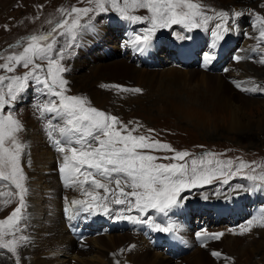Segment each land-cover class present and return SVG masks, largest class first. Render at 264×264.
<instances>
[{
    "label": "rangeland",
    "instance_id": "374dc122",
    "mask_svg": "<svg viewBox=\"0 0 264 264\" xmlns=\"http://www.w3.org/2000/svg\"><path fill=\"white\" fill-rule=\"evenodd\" d=\"M143 3H145V0H103V8L105 10L101 11L100 7L97 5V0H0V65L6 64L8 67L13 69L12 71H8L7 68L0 67V77H5V79L0 80V96H3L4 99L7 100L4 107L0 108V118L11 116L13 120L19 122V125L22 123L25 124L29 120L25 127L19 126V130L14 133L15 140H18L16 143L21 146L19 149V165L21 173L18 174L17 179H19L23 187L27 189V192L24 193V205L22 207L20 205V190L16 188L14 181L11 179H0V221L6 222L5 224L0 225V234H2L0 235V244L8 243L9 241L15 242V252H10L7 249L0 248V263L13 264L11 261L13 256L16 260L24 261V254L31 247V240L29 238L31 230H29L30 221L29 212L27 211L29 203L28 187L25 185L27 177L23 165V155H25L24 143L26 141L25 131L28 130L29 124H42L41 122L44 120L39 119L45 109V106H50L53 103L60 105L61 97L55 95L54 92H62L66 97L76 96L82 98L84 100L85 108H95L107 115L118 117L119 122L113 125V129L120 130L122 135L128 134L127 131L122 130L123 126H127L129 131L135 129V131L132 132V135H144L148 138V142L154 143L159 141L161 144H167L170 146L169 149L155 147L145 148L143 150L137 149V151H145L143 153L158 157L159 159L154 161L156 164H176L185 166L183 176L177 173V175L173 177L174 180H182L184 183L183 190L177 197L179 203L170 209L175 215L172 217V224L177 223V229L181 230V227L185 226L182 224V210L180 208L182 205L184 206L183 209L187 206L188 210H183V214L187 213L190 215L192 224L195 225V230L196 227L200 225L202 230L201 232L212 231L214 233H222L218 239L205 243V246L210 247L211 251H217L221 254L223 253L222 256H230L233 258L235 264H264V257L257 255L255 251L253 252V249L249 251L251 255L253 254L251 257L245 253L249 246L252 247L251 243L255 237L260 239L263 234L260 241L262 242L264 240V216L256 218L257 221H252V219L248 220L245 217L247 213L245 215L243 213L244 209L249 204L264 205V191L259 190L260 187L264 188V120L261 118L262 115L260 110L256 109L258 108L257 105H259V103L264 102V90L256 96V98L261 101L252 104L250 109L247 110L248 118L251 120L252 125L243 127L239 130H231L227 121L217 122L215 119L208 117V114H204L205 109L199 108H204L202 102L195 101L196 104L198 103L197 105L199 107H191V105L182 106L181 104H177L175 109L173 103L177 101L178 96L175 94L174 90L176 91V89L182 88L180 87V84L170 82L171 78L173 80L172 76H163L159 74L160 72H156L157 74L155 73L156 76L154 77L146 74L145 76L150 77H143L142 79L137 78L139 83L131 77L127 78L126 82H117L115 80L108 81L106 79L98 78L94 81L91 79L92 83L82 78L83 76L91 75V67L93 65L100 64L105 66L112 61H119L120 59L125 58V56L128 55V51L124 49L123 44H120V48L118 47L116 49L115 44L117 45V42L122 43V41L126 39V37L123 38L122 36L128 30L130 31V28L133 26L140 36L148 34L149 30L153 28L154 16L156 18L155 33L157 36L152 38L150 43L151 46L160 44L158 51V55L160 57H158V61L154 60L153 62L155 63H151L150 66L158 65V63L160 66L145 68L149 70L160 69L166 62L168 63L170 61L172 63L175 60L183 66L192 64L196 65L200 62V56L205 52L208 45L204 46L203 44L201 46L204 38V33L201 30H198V33H196V31H191L196 30V28H200L203 15L207 21L210 20L211 17L216 18L212 20V23H209V27L212 29L218 20L217 17L218 11L220 10V3L217 0H197L196 2L195 0H190V3L198 5L199 7L190 10L187 6H180L178 7V10L180 12L198 13L203 11V14L193 16L192 23H170L168 27H159V24L162 21L159 20L158 15L154 14L148 7H141L140 5ZM158 7L161 8V10L163 9V5H158ZM73 8H90L92 11L85 15L83 13L72 12ZM233 8L235 9L238 7L234 6ZM121 9H123V11H121ZM237 12L242 13V10ZM244 15L243 26L241 27H243V34L247 35L249 32H247V28L249 29L250 27H253L251 22L254 15H260L264 21V4L258 5L251 10L247 9ZM126 17H139L140 19H130ZM74 20L77 21V24L75 27H72V22ZM65 21L67 22L66 24L60 23L62 27H56V23ZM83 21L84 23L95 22V25L99 27H111L110 30H116V32L113 34V37H110L111 39L106 37H104L106 40H103V38L100 40L90 38L87 42V46H91L92 48L96 46V49L99 48L95 51L98 52V57L100 58L97 57V59H92L90 57H85L83 53H81L73 62V65H78V63H80L79 66H77L76 69L73 68V70L70 68L68 71V66L70 64L69 60H72L71 56H75L76 50H78L76 43H74V39L77 37L76 28L77 26L83 24L81 23ZM124 22L126 23V26L123 25ZM192 24L199 26L193 27ZM256 24L258 25V23ZM45 29H48V33H51V36H49L47 40L37 41V43L46 45L55 41L53 48L47 53V55L52 54L51 57L55 61L52 65V75H49L47 70L48 67H43L47 56H32V54L29 53L28 56L32 59L33 63H30L27 68L23 66L25 63L24 60L17 62L15 59H9V57L20 56L23 54L24 48L27 47L29 43H32L29 37L33 35L40 36L42 33L43 35L48 34L42 31ZM53 29H55V31H53ZM178 29H184V31L188 30V33L187 35H183L178 38V40H174L171 35V33H174L172 30ZM256 31L261 34V28H258ZM259 33H257L256 36H260ZM193 35H196L195 37L198 41L196 45L199 46V49L196 52V56L195 54L193 55L194 57L192 56L193 61L186 64L185 58H179L175 55V51L172 48L183 47V45L180 44V39L183 38L187 41L192 38ZM235 38L236 37L228 38V40L224 42L227 43L225 45L226 49L222 54V58H227V61L228 59H232L234 54L242 47L239 42H236ZM12 41L15 42L12 43ZM24 41L26 43L22 45ZM102 41L108 42L110 46L114 45V48H106L105 44H102ZM222 42L223 40L220 39L219 43ZM21 45L22 47L20 48ZM82 50H86L85 46L82 47ZM139 52L141 53L142 51L139 50ZM252 53L255 54V56L251 55ZM173 54L175 55V58ZM261 56H264V48L250 50L243 59H252L255 57L260 62V65L263 66L264 63L260 59ZM36 64L41 65V67L36 69L33 75H29L26 81V86L23 90L16 91L19 81L14 78L19 77L23 80L26 73H32ZM136 66L139 67V65ZM58 69L64 70L59 71ZM106 71L107 70L104 69L100 76H103ZM213 71L218 70L213 69ZM53 76L56 80V83L53 85L54 91L52 89L45 88L43 83L36 82V77H39L41 81L47 79L48 83L52 84ZM66 79H68L67 84L65 83L63 87H61L60 81H66ZM10 85L16 95L15 100H12L8 94ZM85 85L88 89L81 88V86L85 87ZM114 85H121L125 88H140L142 89V92H125L112 87ZM243 89L248 88L243 87ZM243 89L241 90L243 95L245 94L248 97H252L249 96L248 91ZM95 94L97 96H95ZM181 94L183 97H187L185 94ZM200 96L201 95H199V99ZM204 96H201L202 99ZM167 103L169 105H167ZM207 103L208 102H206V104ZM167 108H173L174 111L172 112H176V114L170 115L171 111H168ZM210 108L212 111L213 107L210 106ZM162 111L165 113H162ZM229 111L230 110H227L224 113ZM182 112H185L188 115V118H185V113ZM212 113H215V111H212ZM25 115H27L28 118L25 117ZM44 116L45 120L54 118L59 120L62 118V121L67 124L66 121L68 117L65 114L57 115L53 112L45 111ZM31 118L33 121L30 120ZM23 119L25 122H23ZM257 120L259 123L262 122V125L260 126L261 129L256 128L255 121ZM250 127L252 132L248 131ZM24 128L26 129L25 131H23ZM149 129L152 131H149ZM81 134L82 133H72V139L74 141L79 140L80 137L78 136ZM45 138L47 139L46 136ZM4 145H6L10 150L14 149L12 138H6ZM177 152H186L188 155L184 156L182 159H173ZM164 157L168 158L165 159ZM193 161H195V164H193ZM193 169H195V173L193 172ZM5 174H8L7 169H5ZM201 177H209L210 182H206L205 179H202ZM225 181L227 182L225 183ZM63 187H65V185H63ZM256 189L258 191H256ZM130 190L135 191V189L131 187ZM136 191L143 192L144 190L142 188H136ZM243 191H250L251 193L245 192L247 194V198L249 197V200H243V204L246 206L241 207L240 205L239 209L241 211L239 210L240 213L237 214L236 209L238 208V205L236 203H232V201L237 200L238 196H236L235 193L240 194ZM4 198L6 199L4 200ZM213 201L217 207H224L226 211L221 213V215L215 211L212 216H210L212 219L209 218L211 213L205 208L202 210V213L196 212L197 210L199 211L203 208L202 204H208ZM135 204L136 200L129 203L131 206H135ZM228 205H230L229 208ZM17 207H21V211L18 214L19 220L18 222H15L14 228H10L9 224L13 222H8L7 217L10 216L13 210ZM189 207L191 210H189ZM263 207L264 206L260 207L259 205L256 206L259 210ZM132 209L127 211L128 216L129 213L132 215V212L130 211ZM209 209H211V207H209ZM146 210L143 212L144 214L148 211H154L152 208H147ZM177 210L179 211L177 212ZM125 212L126 210L123 211L122 214L124 215ZM156 216L162 215L158 214ZM213 216H219L221 220H216ZM242 217L244 218L243 223H240L237 226L236 224L234 226L229 225L231 220L236 222ZM184 219L187 220V222L189 220L187 217ZM155 220L163 222L162 218H156ZM201 220L207 221L201 223ZM211 220L214 225L209 222ZM249 221H252L251 225L248 224ZM85 222L88 223L89 219L85 220ZM122 223L123 224H121V226L127 225L125 222ZM163 223L166 224H164L165 226L169 225L168 218L167 221ZM156 224H158V222ZM88 225H90V223ZM187 225L189 227L185 226L187 230L195 233L194 229H191L189 224ZM241 226L250 228V230L242 233ZM85 232L88 233L87 237L95 235L98 237L94 230H85ZM116 233L126 235L125 238H128L131 234L133 236H141L140 234L138 235V233L128 230L125 232H113L114 235H117ZM236 239L239 241L241 240L240 244L235 245L233 247L234 250L231 253L228 246L230 244V246H232ZM193 240L196 242L197 239L193 238ZM227 241L229 242L227 243ZM218 242H222V249L224 251L221 250V248H217V244L215 243ZM262 244H264V241ZM263 249L264 248L257 251L264 252ZM162 253L164 252L162 251ZM194 255V249H190L184 255L179 253L174 257L166 254L168 258L169 256L171 257L173 262L189 261ZM111 264L113 263L111 262Z\"/></svg>",
    "mask_w": 264,
    "mask_h": 264
},
{
    "label": "bare ground",
    "instance_id": "6f19581e",
    "mask_svg": "<svg viewBox=\"0 0 264 264\" xmlns=\"http://www.w3.org/2000/svg\"><path fill=\"white\" fill-rule=\"evenodd\" d=\"M196 1L197 0H195V2ZM217 1L220 3L219 9H222L221 11L219 10L218 13L226 12L228 13V16L224 18L218 16L216 24L214 23L215 26L211 29L209 27V23H212V20L216 18L211 17V19L207 21L205 16L203 15L202 22L200 23V28H196V30L191 31H196V33H198V30H201L204 33L203 43L201 44V46L203 44L204 46L208 45L205 52L200 56V62L196 65L192 64L183 66L182 64H179L177 60H175L172 63L170 61L168 63L166 62L161 66L160 69L149 70L145 67L136 66L135 62L131 60L130 54H128L127 56H125V58H122L119 61H112L105 66H102L100 64L93 65L91 67V75H86L82 78L86 81H90V83L98 78L106 79L108 81L115 80L117 82H126L127 78L129 77L137 81V78L142 79L143 77H154L156 76V72H160L159 74L163 76H172L173 80L171 78L170 82H173L174 84H180V87L182 88L176 89V91L173 89L175 94H177L178 96L177 101L173 103L174 107L177 104H181L182 106L191 105V107H199L197 105L198 103L196 104V102H202L204 108H199L205 109L204 114H208V117L215 119L217 122L227 121L231 130H239L243 127L251 126L252 124L251 120H249L248 118L247 110L250 109L252 104L261 101H259L256 96H258L257 94L261 93L264 90V65H260V62L255 57H253L252 59L243 58L248 54L250 50L264 48V37H261V35L256 36L257 33H259L256 31L258 28H261V32L264 31V21L260 15H254L251 22V24H253V27H250L249 29L247 28V32L249 31L247 35L243 34V27L241 26H243L245 17L244 13H246V10H251L258 5L264 4V0ZM234 6H237L238 8L234 9ZM176 10L179 11L178 8ZM240 10H242L241 15H235V12ZM202 12H199L200 15L203 14ZM81 23L83 24L77 26L76 28L77 37L73 36L75 37L74 43H76V47L78 50H76L75 56H71L72 60H69L70 64L68 66V71L70 70V68L73 70V68L76 69L77 66H79L80 63H78V65H73V62L81 53H83L85 57L97 59L98 52H96L95 50H98L99 48L96 49V46H94L93 48L91 46H87V42L90 38H96L98 40L102 38L103 40H106V38L111 39L110 37H113V34H115L116 32V30L111 31V27L96 26L95 22L84 23L83 21ZM256 23H258V25ZM125 24L126 23L124 22L123 25L126 26ZM218 24L221 25L220 28H216V25ZM133 27L130 28V31L128 30L127 32H125L126 39L122 41V43L117 42V45L115 44V48H120V44H124V47L127 46L128 51L137 54L142 59L149 55L153 56V58L158 61V49L160 47V44L151 46V43L149 42V45L140 53L139 48H141V45L135 43L136 37L140 35ZM225 28H228L229 30L225 32ZM107 29H109L110 32ZM172 31L174 33H171V35L174 40H178V38L183 35H187L188 33V30L184 31V29ZM213 31H216L223 36L222 43H219L220 39H218L216 36H213ZM148 34L151 35V39L157 36L155 30ZM195 36L196 35H193V37L188 39L187 41L181 38L180 44L183 45V47L172 48L175 51V55H177L179 58H185L186 64L193 61V55L195 54L196 56V52L199 49V46L196 45L198 41ZM231 37H236V42H239L240 46L242 47L235 53L236 55L234 54L232 59H228L227 61V58H222V54L226 49L225 45L227 42H224ZM102 44H105L106 48H114V45L110 46L108 42L102 41ZM83 46H85L86 49L84 51L82 50ZM206 53L211 54L214 57L210 62L207 63L205 62ZM46 56L47 58H45L43 67H49V59H53L51 57L52 54ZM253 56H255V54ZM236 57H240V59H236ZM260 59L264 63V56H261ZM153 63L155 62H152V64ZM104 69H106L107 71L103 74V76H100ZM213 69L218 71H213ZM146 74H149L150 76H145ZM91 79L93 80L91 81ZM67 80L68 79H66V84ZM237 84H239L240 86L238 87ZM243 87H247L248 89H256L254 91H248L249 96L252 97H248L245 94L243 95L241 93ZM81 88L88 89L86 85L85 87L81 86ZM181 93L185 94V96L187 97H183ZM198 94L201 96H205L203 99L200 96V100ZM95 96L97 95L95 94ZM206 102L208 103L206 104ZM167 105L169 104L167 103ZM210 106L213 107L212 111H215V113H212ZM257 107L258 108L256 109L260 110L262 115L261 118L262 120H264V102L259 103ZM167 109L171 112L174 111L173 108ZM227 110L230 111L224 113ZM171 112L170 115L176 114V112ZM162 113L165 112L162 111ZM44 115L45 109L39 119L44 120L41 122L42 124L39 125L38 123H32L29 124L28 130H26L25 128L23 130H26V141L24 143L25 155H23V165L27 177L25 185H27L28 187L29 203L27 211L29 212V230H31L29 233V238L31 240V247L28 249V251L25 250L27 252L24 254V261L16 260L13 256L11 260L13 264H111V262L113 264H235L233 258H231L230 256L228 257V255L222 256L223 253H220L221 255L217 257L215 256V258L212 253L217 251H211V248L205 246V244L199 245L198 239L196 240V242H194L193 231L187 230V228L183 225V227L180 226L181 230H178L182 233L181 235H185V238L189 239V242H191V249L195 250V255L192 257V259L189 261L186 260L185 262H173L170 256L168 258L166 254L162 253V251L153 247L147 237L144 238L141 234V236H133L131 234L128 238H125L126 235L122 233H116L117 235L110 233L113 231V226L117 223L130 221V219H121L118 216L125 210L126 212L124 213V215L126 217L136 216L138 218L140 217L139 219L148 218L152 221H154V218L150 216V211L144 214L143 212L145 211L141 212L135 206L129 205L130 202L136 200L134 196H121L119 193V189H116L114 182L109 183L107 179L101 177L98 173H95V170L88 169L87 165L81 168L79 173H69L67 170L62 172L61 168L66 163L64 160L65 155H67L69 158H71L72 156V153L70 151L71 147H76L78 150H81L82 148L84 150L88 149L84 144L76 143L77 140L74 141L72 139V133H65L63 135L61 134V128L70 127L62 121V118H60L59 120L55 118L45 120ZM25 117H27V115H25ZM184 117L188 118V115L185 113ZM30 120L33 121L32 118ZM23 122H25L24 119ZM255 122L256 128L261 129L260 126L262 125V122L259 123L258 120ZM26 123H22L19 126L25 127ZM251 130L252 129L250 127L248 131L252 132ZM45 136L47 137V139L45 138ZM56 140H60L62 143L60 145H57L55 143ZM69 140H71V143H68ZM92 146L99 147L97 143H93ZM4 147L7 148L6 145H4ZM59 147H65V151H58ZM69 166H71L70 162ZM88 171H92L95 175V178L104 183L109 190L105 191V189L97 188L95 185H92L90 183L91 177L89 178V182L76 184L73 183L74 180L84 181V176ZM63 185H65V187H63ZM121 187H123L124 192L126 193L132 192L130 190V186L124 184L123 179L121 180ZM114 189L115 191H113ZM259 190L264 191V188L260 187ZM256 191L258 190L256 189ZM245 192L247 191H243L240 194L235 193V195L238 196L237 200L232 201V203H236L238 205V208L236 209L237 214L241 211L239 209L240 205L241 207L246 206L243 204V200H249V197L247 198V194ZM247 193L251 192L248 191ZM93 197H95V199H93ZM117 198L125 200V203L116 204L114 200ZM5 199L6 198H4V200ZM73 201H83L84 203H73ZM89 204L94 205V207L88 211H85L84 209L88 208ZM208 204L210 206V203ZM105 206L108 208L107 213H105L104 211ZM129 209H132L130 210L132 212V215H130L129 213L128 216L127 211H129ZM259 211L262 212L260 216H264V207ZM167 214L169 215L168 221L169 225L172 226V231H176L175 228L177 227V223L172 224V217H174L175 215L173 214V212L172 214ZM210 216L211 214L209 215V218L212 219V217ZM88 219L89 222H85V220ZM252 221H257V219H252ZM157 222L159 225L165 226L162 222L156 221V223ZM209 222L212 223V220ZM89 223L90 225H88ZM95 225H97L98 227L101 226V235H98V237H96V235L87 237V235L82 234L83 232H85V230H94ZM155 225L156 224L154 223V226ZM212 225H214V223H212ZM199 228L201 230L200 225L196 227V230H198ZM172 231L167 232L169 234V237H173ZM262 237L263 234L261 238ZM260 239H257L255 237L251 243L252 247L249 246V248L245 251V253L248 254L249 257L253 255L249 253L251 249H253V252L255 251L257 255H261L262 257H264V252L257 251L264 248V244H262L264 240L261 242ZM229 241H227V243ZM240 241L236 239L232 246H230L231 244L229 243L230 245L228 246V249L231 253L234 250L233 247L235 245H239ZM215 244H217V248H221V250H223L222 242H218Z\"/></svg>",
    "mask_w": 264,
    "mask_h": 264
},
{
    "label": "snow or ice",
    "instance_id": "6c2138e0",
    "mask_svg": "<svg viewBox=\"0 0 264 264\" xmlns=\"http://www.w3.org/2000/svg\"><path fill=\"white\" fill-rule=\"evenodd\" d=\"M97 5L100 7L101 11H104L103 0H97ZM156 5H163V9L156 7ZM141 7H148L154 14H158V18L162 21L159 24V27H168L169 24H178V23H192L193 16L199 15L198 12H179L176 9L180 6H187L188 9H196L199 6L190 3V0H145V3L140 5ZM92 11L90 8L78 9L73 8L72 12L83 13L87 15L88 12ZM123 11V9H121ZM239 16L241 13H235ZM218 16L221 18L227 17L228 13L220 12ZM130 19H140L139 17H126ZM67 23L66 21L64 22ZM77 21L72 22V27H75ZM193 27H198L199 25L192 24ZM57 28L62 27L61 24L56 25ZM156 27V18L154 16L153 28L149 30V33L153 32ZM221 25H216V28H220ZM229 29L225 28L224 31L227 32ZM55 31V29H53ZM213 36H216L218 39H223V36L213 31ZM261 37H264V31L261 32ZM51 36V33L46 35L36 36L33 35L29 37L32 43H29L27 47L24 48V52L20 56L9 57L10 60L15 59L17 62L24 60V67L27 68L30 63H33L32 59L28 56L29 53L32 56H41L44 57L47 55L48 51L53 48V43L42 45L37 43V41L47 40ZM151 35L146 34L142 36H137L135 43L141 45L140 51H143L150 42ZM214 57L211 54H205V62H210ZM240 59V57H236ZM55 63L53 59H49V75H52V65ZM2 68H7L8 71L13 69L8 67L6 64L0 65ZM41 65L36 64L35 68L32 70V73H26L23 80L19 77L14 79L19 81L18 88L16 91H21L26 86V81L29 75H33L36 69H39ZM63 71L64 69H58ZM5 79V77H0V80ZM37 83H43L45 88L53 89V85L56 83L55 77L53 76L52 84L48 83L47 79L41 81L39 77H36ZM66 83V81L61 80V87ZM239 87L240 85L237 84ZM117 89H120L125 92H134L140 93L142 89L140 88H125L121 85H114ZM245 91H254L256 89H243ZM9 96L12 100L16 99V95L11 87L9 86ZM55 95L61 97L60 105L51 104L50 106H45V111L54 112L57 115L65 114L68 119L66 121L68 128H61V134L65 133H82L80 139L76 143H82L86 146L88 150H78L76 147H71L70 151L72 153L71 158L65 155L64 160L65 164L61 168V171L64 172L67 170L69 173H79L81 168L87 165L88 169L95 170V173H98L101 177H104L108 180L109 183H115L116 189H119L121 196H134L136 197L135 207L141 212L145 211L147 208H152L157 210L160 213L167 214V211L173 206H176L179 203L177 199L178 194L183 190L184 183L182 180H174L173 177L179 173L181 176L184 175V165L176 164H156L155 160L159 159L150 154H145L143 152L137 151V149L145 148H155L162 147L169 149L170 146L167 144H161L159 141L154 143L148 142V138L144 135H132V132L135 129L129 131L127 126H123V131H127V135H122L120 130H114L113 125L118 121V117L110 116L105 114L102 111H98L95 108H85L84 100L80 97L71 96L66 97L62 92H54ZM7 103V100L3 96H0V108H3ZM19 130V122L11 118V116L6 118H0V179H11L14 181L17 189L20 190V205H24V193L27 192V189L23 187L20 183V180L17 179L18 174L21 173V168L19 165V156H20V145L16 143L14 133ZM149 131H152L149 129ZM6 138H12V144L14 149L10 150L4 147V142ZM97 143L99 147H93V143ZM55 143L60 145L62 142L56 140ZM71 143V140L68 141ZM58 151L64 152L65 147H59ZM188 155L186 152H177L173 159L179 158L182 159L184 156ZM167 159L168 157H164ZM69 162L71 166H69ZM195 164V161H193ZM5 169L8 170V174H5ZM195 173V169H193ZM95 185L97 188L109 189L104 183L95 178V175L92 171H88L84 176V181L74 180L73 183H86L89 182ZM205 179L206 182H210L209 177H201ZM125 185L130 186L133 189L142 188L143 192H124L123 187H121V180ZM227 181H225L226 183ZM115 191V189L113 190ZM95 199V197H93ZM116 204H124L125 200L115 199ZM73 203H84L83 201H73ZM21 207H17L13 210L12 214L7 218L8 222H13L9 224L10 228L15 227V222H18V214L21 211ZM94 205L89 204L88 208L84 209L85 211L93 208ZM105 213L108 212V208L104 207ZM121 219H130L135 220L138 223H148L147 220L139 219L138 217H119ZM5 221H0V225L5 224ZM249 225L252 224V221L248 222ZM155 229L158 231L169 232L172 231V226H162L156 224ZM242 233L244 231L250 230V228H245L241 226ZM241 233V234H242ZM2 235V234H0ZM222 233H212L210 234L211 238L218 239ZM201 234L197 233V237H200ZM25 239V238H22ZM14 241H9L8 243L0 244V248L7 249L10 252H15ZM134 247V246H133ZM213 256H219L220 253L213 252Z\"/></svg>",
    "mask_w": 264,
    "mask_h": 264
}]
</instances>
